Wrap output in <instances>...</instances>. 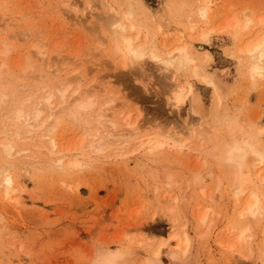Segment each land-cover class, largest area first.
Segmentation results:
<instances>
[{
  "label": "rangeland",
  "instance_id": "rangeland-1",
  "mask_svg": "<svg viewBox=\"0 0 264 264\" xmlns=\"http://www.w3.org/2000/svg\"><path fill=\"white\" fill-rule=\"evenodd\" d=\"M77 1L0 0V30L1 27L2 29L4 28V32H1L2 30L0 31V36H3L2 38L5 39H2L4 43L7 42V48L8 46H11L9 48V52L11 51L9 58H11L8 63V70H6V81L9 80L8 76L19 74V72L21 73V65H18L19 62L16 60H19L18 58H20L22 54L25 53L24 55H28L32 51L29 49H31L30 47H32L31 45L35 40L40 44L42 43L44 50H46V56H44L46 58H53L52 62L55 60L56 63L58 62L59 64H61L62 61L66 63L68 57H73V55H75L74 58L76 59L71 58L70 61H72L74 66H78L79 64L78 68H74L69 60L67 64L70 65L68 66L64 62L61 65L57 63L62 67V70L63 67L65 68V70L62 71L63 76H65L64 74L67 71L68 73L69 71L72 72L71 68L73 70H82L84 68L83 63H87L90 60L92 61V57L94 58V62L92 61V63L89 62L91 64H86V66H88L87 68L90 70L88 69L87 71L86 67L85 70H82L84 72L79 70L81 75L84 73L86 75L90 73V76L87 75L88 78L86 77L87 82L84 80V83H92L90 79L93 76L95 78H93L94 85L97 86V91H94H96L95 93H97L102 99H104L106 95L111 96L113 94L115 96L118 94V99L113 101L110 105L111 112L110 110L108 111L110 117L104 118V122L106 123L105 127L110 124L111 121H114L118 123V126L115 129V132L118 131L116 134H123L125 131L126 134L127 130L125 129L126 127H124L125 121L123 120L125 115L120 112H124L125 109L126 112H131L133 119L139 115L141 118L140 124L143 127L145 123V127L142 128L140 133L141 137L139 136L138 139L129 140L128 143L123 141L125 139H122V141L106 145L103 152H96L95 149H93L94 152H92L93 150H90L89 152V150L85 149L86 147L88 148V146L86 144L83 145L84 143L81 144L83 140L79 139L84 138L85 132L88 131L89 127V130H94L95 132L101 124L98 127L99 123L96 121V127L95 120L97 119H94L92 120L93 123L91 122L88 124L89 127L88 125L86 126L87 123H83L86 126L85 128V126L81 124L82 122L80 123L76 120L77 123L74 121L76 118H71L70 115H67L69 109L68 111L66 109L63 111L65 113L61 112L59 114L62 122L60 121V124L58 123V129L54 131V134L56 133V135H51L55 138L60 135L57 140L60 139L59 142L61 141L60 147H62V151L59 147L58 150L55 149L53 153H49L47 150L50 151L51 145L46 143L48 142L46 140L47 138H33L32 142L29 139L30 137L24 134L20 138L22 140L17 139L18 141L16 142H19L20 144L22 141L20 145L24 144V146L30 149L27 154L30 152L31 155L29 156L31 157L29 158H35L30 161H35L36 163L32 165L34 162L32 163L28 160L29 166L32 165L31 167L26 168V170L29 169L28 173H26V170H21L19 167H17L15 172L18 183L21 185L25 183L27 185V193H25L24 203L21 204L14 200L10 201L5 194H3L4 187L0 184V264H95L94 258L101 249L106 247L115 249L124 245L129 248V252L132 255H129L130 261L128 260L127 264H142L145 257H148L151 250L160 243V240L164 239L165 236H169L170 232H172L170 223L173 217L167 215L169 214L168 208L170 209L171 205L175 211H173V213H175L174 215L178 217L179 226L186 224L187 231L194 240L192 249L190 250L191 252L186 258V261L188 260L187 264H252V262L254 264L255 257L251 258V260H247L242 256L241 258L240 256L237 257L239 254L237 255L236 252L232 253V251L230 253V248L228 250V246L226 247L224 244L226 243L227 245V242L233 244L231 242L236 240L235 237H237L238 231L234 229L238 227L239 223L237 225L233 219L234 216L236 217L235 214L238 212L237 208H239L237 205H240V203L237 201L235 194L231 192V189H233L232 187H234L232 185L235 179L232 178L229 173L225 172L223 165H221L218 159H214L217 158L214 154L215 151H213L216 142L218 143L221 139L226 138L229 131L223 126L218 128L216 133H214V130H210L212 129V122L216 119L217 115L220 116V114H223L224 112H228V114L234 116L245 130L251 129V127H253V130L264 129V77H259L256 80V83L253 84L250 81L245 68L247 59L238 52L241 45L244 46L246 42L257 36V31L260 30L258 27L260 23H258V26H256L255 29H253L254 27H251V30H255L254 32H250V28L246 29L244 27L247 23L246 19L248 16L254 18L256 22H258V20L260 22V19L264 18V0H212L213 13L211 19L213 18L214 21L212 20L210 24L206 25L203 23L204 21L200 20L199 16H197V24L199 23L200 26L197 25L194 30L196 32L189 29L190 26H187V22L190 14H197L195 8L199 2L198 0H116L118 3L120 2L119 4L123 5L124 9H127V5L131 4L136 9L139 19L149 24L147 26H152L151 28L153 30L151 28L150 30L157 34V36H155L157 37L155 39V44H158L157 46H160L161 49H163L162 47L165 43L168 45L173 43L177 44V41L180 43L182 40L180 44L188 43L189 45L191 43L190 45L194 49V54L198 58V64L204 62L205 51L212 55L213 60L207 64V70L211 71L216 75L215 77L221 81L224 85V92L221 93L218 98V95H215L216 93L211 86L202 83L194 77L187 76V68H184L177 73V82L182 84L184 81L181 80H185L188 77L187 79L193 83L194 97L192 101L187 99L176 111L174 107L171 108V105L169 104L170 93H167L169 91V86L171 85L168 84L171 83L168 78L170 72L163 69L157 63L154 64V62L150 60H148L146 64L143 63L140 65L138 67L139 70L136 69L137 67H129L126 70L120 67L121 65L118 64L119 57L113 52L111 54L112 48L107 42V37H109V35L103 31V26H101L102 23L99 20L101 19V16L104 15L105 10L103 8L105 5L101 4L100 0H96L97 2L99 1L97 5L95 0H85L87 3L91 4H89V6L84 0ZM105 1L112 3L115 2V0ZM70 2H77L78 5L75 4V6L72 3V6L71 4H68ZM99 3L101 6H98ZM117 5L118 4H116V6ZM91 6L92 9L90 8ZM191 9H194V11ZM81 10L83 15H81ZM219 13L221 15L217 16ZM97 14H101L100 17H98L99 15L97 16ZM80 16L82 18L87 17L86 21H84L86 25L82 21L84 18L82 19ZM235 19L240 21L239 26L236 25L237 23L235 22ZM77 20L79 24H77ZM231 21L233 22L230 28L227 27L226 30L223 28V30L221 29L222 31L219 32L217 30L221 27H219V29L216 28L217 30L211 34L209 42L203 41L198 37V39L194 38V36L196 37L197 34L202 31H200V29H202V26L204 25V27L209 28L212 26L216 27L221 23L222 27H224V25L227 26ZM95 23L96 27L94 26ZM89 24L91 25L90 27L88 26ZM7 25L9 29L8 27L5 29ZM71 25H73V27ZM157 26L161 31L157 30ZM89 29H91V34L88 33L90 31ZM13 30L19 34L16 33V35L14 33L15 35H13ZM243 30H245V32H243ZM5 31L7 33H5ZM30 31H34L31 32L32 35L27 34V32ZM236 31L239 32V38L234 36V32ZM242 32L243 34H241ZM3 33L6 34V36L9 35V39H11L10 35L15 36L16 39H13V41L9 40ZM25 34L28 36H24ZM244 34L245 36H243ZM178 35L180 36L177 37ZM187 35H192L193 39H190L192 37H187ZM13 36L12 38H14ZM23 36L25 38L28 37L26 39L28 41H26ZM98 37H100V39L96 42ZM102 38H105L104 42H106L107 45L102 43L103 41H100L103 40ZM31 39H33V41ZM14 40L16 41L14 42ZM41 40H43L45 44ZM93 40L99 44L97 45L96 43H93L95 44L94 52L91 53H94V55L91 56L90 51L93 50V48L91 49V45H93L91 42H93ZM162 41L164 44H161ZM171 41L172 43H170ZM3 42H0V49ZM10 43H12V45ZM23 43L24 45H22ZM62 43L64 46L61 47L60 45H62ZM27 44H30L29 48L26 47L28 46ZM102 44H104V46ZM16 45L19 48H17ZM99 45L101 46L99 47ZM14 46H16V48H14ZM95 46L98 47L96 48ZM33 52H35L34 48L32 53ZM232 52L236 55H232ZM68 53L73 55L71 56ZM58 54L62 55L63 58L61 56L59 57ZM24 55H22L21 60H19L20 63L21 61L24 63L28 59H26ZM87 56H89L90 59ZM23 57L25 61H23ZM32 57L31 59H37L34 55ZM77 57L83 62L78 61L79 59ZM72 59L74 60V63ZM30 61L28 59V62L32 63V61ZM75 61L77 62L76 65ZM56 63L53 62V66L56 65ZM204 63H207L206 60ZM41 64L42 61H40V63H35L33 69L29 68L27 72L22 75V77H24V75L26 76V78H22V80L27 79L28 74L31 76V74H34L37 71L39 72L40 69H37L36 67H40ZM64 64L66 66H64ZM91 66H94V69L91 68ZM60 67L57 66V68ZM57 68L55 67V69ZM76 70L69 74H76ZM12 71L14 74H11ZM85 74L84 76H86ZM70 77L73 76L71 75ZM1 84L3 85V83H0V86ZM107 86L111 89L107 90V88H109ZM3 87L5 90L7 88V92L17 88H14L11 84L10 87L3 85L0 88L2 89ZM18 88H20V92L25 90H21L22 87ZM102 89H104L106 93ZM27 92L28 91H24V94H27ZM29 93L30 92H28V94ZM19 94L23 95V92ZM70 106H72V104H70ZM192 106H194L196 110L202 111L199 113L203 117V120L199 118L200 116L198 114L196 115L191 111ZM100 107L101 105L99 101L95 111ZM9 112L10 110L7 109L3 114L8 115ZM136 112H138V115ZM196 113H198V111H196ZM121 114L123 117H121ZM215 114L216 117H214ZM7 115L2 117H6ZM68 116L70 117L68 118ZM84 117L86 118L87 116L85 115ZM2 120L3 124L7 121L6 118H3ZM2 123L0 122V124ZM5 124H7V122ZM189 126L192 127H190V132L192 131L193 133L191 132L192 134L189 133L188 135L192 140L187 142V147L185 146L186 148L183 147L184 149L182 150H178L180 148H174V150L172 147L170 148L168 146L161 151L154 152L153 154L147 152L146 146L143 142H145L149 136L154 137L161 130L165 131L167 129L166 131H175V133L183 136L185 139L189 132L187 129L185 130V128L188 127L189 129ZM104 128H101L102 131H107L104 130ZM62 129L65 130L62 132ZM106 129H108V126ZM102 131L99 130L100 134L103 133ZM115 132L113 130V133ZM82 133L84 135H82ZM193 134L194 136L191 138V135ZM198 135L199 137H197ZM79 136L81 137L79 138ZM86 137L84 140L85 143L91 141L90 136L89 138ZM4 138L5 135L0 134L1 142ZM196 140L198 141L196 142ZM261 141L264 144V133L261 135ZM72 142H74V144ZM200 143H203L202 146L204 147H202ZM78 144H81L82 146H79ZM141 145L143 146L141 147ZM77 146L78 148H75ZM66 148L69 149L70 152L67 151ZM208 149H210V151L207 152ZM63 150L67 152L65 153ZM203 150L205 151V154ZM211 151L213 153H211ZM59 152H64V154L69 155L66 157L67 159H65V162L77 155L76 157L83 161V164L79 166L80 168H74V170L73 168L71 170L63 169L64 171L66 170L67 174L58 166L57 168L56 165H53V161V163L51 162V159H54L55 161L54 157H58L57 155L60 154ZM55 153L57 155H55ZM86 154L88 155L86 156ZM204 159L205 162H203ZM37 162H39V165ZM85 163H87V165ZM203 164H205V166ZM36 167L37 170H35ZM252 172L255 174L256 168L253 169ZM198 174L202 179L204 178L199 185L197 182H191ZM217 180L220 183H218ZM167 181L174 182L167 185ZM62 183H64V185ZM67 183L69 185L71 184L70 186L73 187L69 188L70 186ZM217 183L220 184V187ZM77 185L79 192L75 189ZM169 186H172L173 189ZM202 187H205L206 195L211 194L212 201L211 199L209 201L207 198L208 195L207 197L205 196L208 200L206 198V200H202L204 197L200 193ZM154 191L155 193H158L157 196L154 195ZM166 192L169 193L166 194ZM152 194L154 196H152ZM164 195L167 197L165 196L164 198ZM168 195H170V197ZM175 195L179 198L178 200H174V198H176L174 197ZM219 195L220 197H218ZM152 199H154L153 202ZM163 201H165V203ZM174 202L177 203L176 207L174 206L176 205ZM212 203L215 204L214 207ZM165 204H167V206ZM206 204H208V206ZM204 206H206L205 208H211L212 210L210 209L209 211H213L215 214L209 212V217L207 219L208 224L206 222L202 227L203 224L199 223L196 214H199L201 209L204 211ZM175 209L177 210L178 215H176ZM211 214L212 216H210ZM233 225L236 227L234 228ZM139 227H143L142 232ZM251 227V231L253 232L252 243L255 246V251L264 249V220L260 225H258V223L257 225L252 224ZM205 230L206 232H204ZM227 237L228 239H226ZM146 245H150L151 247H147ZM234 245L237 250L238 247L235 242ZM192 254L195 255L196 258ZM170 259L172 258L169 253H164V264L175 263L173 259V262ZM192 259L194 260L192 261Z\"/></svg>",
  "mask_w": 264,
  "mask_h": 264
},
{
  "label": "bare ground",
  "instance_id": "bare-ground-1",
  "mask_svg": "<svg viewBox=\"0 0 264 264\" xmlns=\"http://www.w3.org/2000/svg\"><path fill=\"white\" fill-rule=\"evenodd\" d=\"M198 1L199 2L197 4V7L195 8V11L197 14L196 15L190 14V16H188V22L187 23L189 25L187 24V26H190L189 29H191L192 31H194L196 29L197 25L200 26L199 23L197 24V21H198L197 16H199V19L203 20L204 22L203 21L202 22L205 23L206 25L210 24L213 20V18L211 19V15L213 13V11H212L213 1L212 0H198ZM77 2L76 3L72 2V3L75 5V4H77ZM98 2L96 1V5ZM72 3L70 2L68 4L72 5ZM100 3L105 5V7H106V9H105V7L103 8L105 10L104 15L102 14L103 16H101V19H99L100 22L102 23L101 26H103V29H104V30L103 29L102 30L105 31V33H107L109 35V37H107L108 41L107 40L106 41L108 42V45L110 44V46L112 48L111 54L113 52V53L117 54V56L119 57L118 61L120 63L118 62V64L121 65L120 67H122L124 70H126L129 67H131V68L137 67L136 69H138V67L140 65H142L143 63L146 64L148 62V60H150V61H153L154 64L157 63L163 69L170 72V75L168 76V78L171 81V83H168V84L169 85L171 84V85L169 86L167 84L169 86V91L167 90L168 91L167 93H170L169 104L171 105V108L172 107L175 108V111L180 107V105L185 103V101L187 99H190L192 101V99L194 97L193 83H191V81H189L187 79L188 77L185 80H183V79L181 80V81H184V83H182V84H179L177 82V80H178L177 73L182 71L184 68H187V71H188V72H186L187 76L194 77V78L198 79L199 81H201L202 83L211 86L213 88L214 92L216 93L215 95L216 96L218 95V98H219V95L224 92V90H225L224 85L221 83V81L218 80L217 77H215L216 75H214L211 71L207 70V66H208L207 64L213 60V57L209 52H207V51L204 52V54H205L204 62L206 60L207 63L203 62L202 64H200V63L198 64L197 63L198 58L194 54V49L190 45L191 43L189 44L190 46L188 45V43H185V41H184L185 44H183V43L180 44L182 40L180 41V43H178L179 41H177V44L173 43L174 45L173 44L168 45L165 43V45H163V47H162L163 49H161L160 46H157L158 44L157 45L155 44V42H156L155 39L157 38L155 36H157V34L154 31L152 32V30H153L151 28L152 26L151 27L147 26L149 24H147L146 22L141 21L139 19V16H138L136 9L131 4L127 3L128 7H127V9H124L123 5L119 4L120 2L118 3V1H116V0L114 3L106 2L105 0H102V2H101V0H100ZM100 3L98 4V6L100 5ZM87 4L89 6L90 3H87ZM94 4H95V2H94ZM116 4H118V5L116 6ZM67 6H69V5H67ZM88 6H86V7H88ZM92 6L90 7L91 9H92ZM77 7H79V6H77ZM70 8H71V6H70ZM76 9H78V8H76ZM82 10H81V15H83ZM191 10L194 11V9H191ZM85 11H86V9H85ZM78 12H79V10H78ZM79 15H80V13H79ZM98 15L99 14H97V16ZM100 15L98 17H100ZM219 15H221V14L219 13L217 16H219ZM246 16H247V14H246ZM80 17H77V18H80ZM83 18H84V20H82V21H83V23H85L84 21H86L87 17H83ZM75 21H76V19H75ZM183 21H184V19H183ZM233 21H231L229 24H227V26L224 25V27H222L221 23H220L221 26L218 24L216 27L212 26L209 28L204 27L205 26L204 25V26H202V29H200V31L201 30L202 31L199 32L196 37L194 36V38L198 37L199 39H201L203 41L209 42L211 34L214 31L219 29V27H221L219 30H217L219 32H221L223 30V28H225V30L227 27L230 28ZM246 21H247V23H246L244 28H246V29L250 28V32L255 31V30H251V27H254L253 29H255V27L258 26V23H260V25L258 27L260 28L261 31L260 30H258L260 32L257 31V34H256L257 36L255 38L249 40L248 42H246L244 44V46L241 45V47L238 50V52L240 54H242V56H245V58L247 59L246 63H245L246 72H247L248 77L250 78V81L253 84H255L256 80L259 77H264V18H261L260 22H259V20H258V22H256V20L254 18L248 16ZM235 22L237 23L236 25H238V26L240 25L239 20L235 19ZM73 23H75V22H73ZM80 23L82 25L81 19H80ZM77 24H79L78 20H77ZM152 24H154V23H152ZM85 25H86V23H85ZM236 25H234V26H236ZM71 26L73 27V25H71ZM88 26L90 27L91 25L89 24ZM94 26L96 27V23L94 24ZM158 26H157V30L161 31L158 29L159 28ZM260 26L262 27V29ZM7 27H8V25L5 27V29H7ZM150 28L152 30H150ZM237 28H239V27H237ZM3 29L1 27L2 31L1 30L0 31L4 32ZM8 29H9V27H8ZM240 29H241V27H240ZM240 29H239V31H240ZM89 30L90 31L88 33L91 32V29H89ZM155 30H156V28H155ZM31 32H34V31L27 32V34L32 35ZM194 32H196V31H194ZM243 32H245V30H243ZM243 32L241 34H243ZM5 33H7V32L5 31ZM12 33H13V35H15L17 32L13 30ZM35 33H36V31H35ZM10 34H11V32H10ZM17 34H19V33H17ZM27 34H25L24 36H28ZM13 35H10L11 39H9L10 38V37H8L9 35L6 36V34H4V36H6V38L8 37V39L12 40V41H13V39H16L15 36H13ZM98 35H100V34H98ZM180 35H178L177 37H179ZM12 36L14 38H12ZM234 36L238 37L239 32L238 31L234 32ZM243 36H245V34ZM2 37H1L0 42H3L2 39H4V38H2ZM187 37H192L190 39H193L192 35L191 36L187 35ZM27 38H25V40ZM93 38H94V36H93ZM105 38H102L103 40H100V41L101 42L103 41L102 43H105V45H107V43L104 42ZM98 39H100V37L97 38L96 42L98 41ZM31 40L33 41V39H31ZM15 41L16 40H14V42ZM26 41H28V40H26ZM41 41L43 42V40H41ZM163 41L161 42V44L163 43ZM23 42H25V41H23ZM35 42H36V40H35ZM35 42L33 41V44H32L30 41V43L32 44L31 45L32 47H30L31 49H29V50L33 51V48H34L35 52H33L34 53L33 54L31 51L28 55H30L31 57L34 55V57L36 56L37 59L36 58H35L36 60L31 59L30 56L24 55L25 54L24 53L22 55H24L26 59L28 58L29 61L31 60L32 63H29L28 59L25 61L24 57H23V61H25V62L22 63V61H21V63L23 64L22 65L19 61V60H21L22 55L19 54V55H21V57L18 58L19 60H16V61L19 62L18 65H21V73L18 71L19 74H14V72L12 71L11 74H14V75L8 76L9 80H7V81H6V73H7L6 70H8V68H7L9 66L8 63H9V60L11 58V57L9 58L10 52H11V51L9 52V48L11 46H8V48H7V44H6L7 42L6 43L3 42V45H1V49H0V83H3V85L6 87H10V84H11L12 86H14V88L17 87L16 89H18V90H16V89L12 88L13 90H11V91L9 90L10 92L9 91L7 92L6 91L7 88H6V90L4 89V87L2 89L0 88V116L2 117V116L7 115V114H3V113L5 112V110L7 111V109L10 110L9 114L6 117H2V119L6 118L7 124H5L6 122H4V124H3L2 123L3 120L0 117V119L2 120V121L0 120V122L2 123V124H0V134L5 135V138L3 139V141L2 142L0 141V184L4 187V190H3L4 193L3 194H5V196L10 201L14 200V201H17L18 203H21V204L25 202L24 199H25V193H27V191H26L27 185L25 183L22 185L18 183L17 176L15 173L16 169H17V167H19L21 170L22 169L26 170V168L31 167L32 165H34L36 163L35 161H33L34 163L32 161H30L32 158H29V157H31L29 155H31V154H30V152H29V154H27L30 149L28 147L24 146V144L20 145L22 141L20 142V144H19V142H16L18 140H22V139H20L22 137V135H24V134L28 135L30 137L29 139L31 141L33 140V138L34 139L35 138H40V139H42V138L46 139L47 138L46 140L48 142H46V143H49L51 145L50 147L52 149L51 150L49 148L50 151L49 150H47V151L49 153H53V151H55V149L58 150L59 147L61 146V141L59 142L60 139L57 140V138L60 135L56 136L57 138H55L54 136L56 135V133L54 134V131L58 129L57 125H59L60 121H61L59 114L61 112L65 111L66 109H67V111L69 109V112L67 115H70L71 118H76L74 121L78 120L80 123L82 122L81 124L87 123L86 124V126H87L89 123L92 122V120L97 119V120H95V122L97 121L99 123L98 127L101 124L100 127L95 130V132H94V130H92V131L89 130L90 127L88 125L89 129L87 132H85L84 138L79 139V140H83V142L81 144L84 143L83 145L86 144L88 146V148L86 147L85 149L89 150V152H90V150H93V149H95L96 152L97 151L103 152L105 150L106 145H108L109 143L114 144L115 142L122 141V139H125L123 141H125L127 143L129 142V140H133L136 138L138 139L140 136L142 128L145 127V123H144L143 127L140 124L141 118L138 115V112H136L138 116L136 115L137 117L133 119L131 112L130 111L126 112V109H125L124 112H122V111H120V112L124 113V115H125L123 120L125 121L124 127H126L125 129L127 130V133L125 134V132H126L125 131L123 134H120V133L116 134L118 131L115 132V129L118 126V123L114 122V121H111L110 124L107 125L108 129H106L107 126L105 127L106 123L104 122L105 121L104 118L110 117V114L108 112L111 109L110 105L113 103V101L118 99V96H117L118 94H116L115 96L113 94L112 95L110 94L111 96L106 95V97H104V99L100 98L98 96V94L95 93L97 91L96 90L97 86L94 85V79L95 78L91 75L92 77H91L90 81H92V83L85 84L87 82L86 79L88 78V76H90L89 75L90 73L87 72V73H89V74H87L88 76L85 73L84 74L86 76H84L83 73H82L83 75H81V72H79V70H81V69H77V70L74 69V70H76V74H71L73 77H70L71 75L69 73L75 72L71 68L72 66H74V64H72V61H70L71 58L75 57V55H73V54H72L73 57H68L66 54V56L68 57V58L66 57L67 59L64 58V59H66V63L64 61H62V63L60 62L61 64H63V62H64L67 66L72 64V66L70 67L72 72L69 71V73H68V71H67L65 74L63 72V74L65 75V76H63L62 71L65 70V68L63 67V70H62V67L59 66L61 64H59L57 62L59 64L58 65L55 60L53 62L56 63V65L60 68H57L56 65L53 66V62H52L53 58H51V57L46 58L45 57L46 56V50H44V46H42V43L40 44V43H38V41L36 43ZM96 42L93 40V42H91V43L93 44ZM170 43H172V41ZM10 44L12 45V43H10ZM22 45H24V43ZM46 45H45V48H46ZM94 45L95 44L91 45L92 47L90 46L91 49L93 48V50L90 51V53L94 52ZM102 45L104 46V44H102ZM16 46H14V48H16ZM29 46H30V44L26 47L29 48ZM60 46L61 47L64 46L63 43ZM100 46L101 45H99V47ZM95 47L97 48L98 46H95ZM17 48H19V47L17 46ZM82 48H83V46H82ZM16 50H14V51H16ZM22 50H24V49H22ZM83 50H85V49H83ZM68 54L71 55V53H68ZM79 54H80V52H79ZM82 55H84V54H82ZM92 55H94V53H91V56ZM232 55L235 56L236 54H234L232 52ZM52 56H53V54H52ZM60 56L62 57V55H59V57ZM87 57L89 58V56H87ZM83 58H84V56H83ZM13 59H14V57H13ZM74 59H76V58H74ZM80 59L78 61L83 62ZM85 59H86V57H85ZM91 59H93L92 61L94 62V58L91 57ZM68 60L70 61V64H67ZM40 61H42L41 66L36 67L37 69H40L39 72L36 69V71H37L36 73L31 74V76H29V74H28V76H27L28 78L22 80V78H26L25 75H24V77H22V75L25 74L29 68L33 69L34 64L38 63V62L40 63ZM57 61H59V60H57ZM84 61H86V60H84ZM87 61H88V59H87ZM92 61L90 60L89 62L92 63ZM89 62H87V63L91 64ZM112 62H113V60H112ZM73 63H74V60H73ZM76 63L77 62L75 61V65H76ZM87 63H85V62L83 63V66H84L83 69L84 70L88 67V66H86ZM65 64H64V66H66ZM93 65H94V63H93ZM158 65H156V66H158ZM83 66H81V67H83ZM55 67L57 69H55ZM78 67H79V64H78V66H74V68H78ZM93 67L94 66H91V68H93ZM157 68H159V67H157ZM88 69L89 68H87L86 70L88 71ZM93 69H91V70H93ZM31 71H29V72H31ZM82 72H84V71H82ZM33 77H34V79H33ZM27 80H29V81H27ZM84 80H86L85 83H84ZM4 82H6L7 84ZM8 83H9V85H8ZM3 85L1 84V86H3ZM18 87H22L23 89L21 88V90L25 89L24 91H28L30 93L28 94V92H27V94L26 93L24 94V91H22L23 95L22 94L20 95L19 93H22V92L19 91L20 88H18ZM107 87H109V86H107ZM8 89H10V88H8ZM108 89H111V88L109 87V88H107V90ZM94 90H96V91H94ZM102 90H104V89H102ZM105 93H106V91H105ZM119 97H120V95H119ZM99 101H100L101 107L97 111H95V109L98 106ZM70 104H72V106H70ZM68 106L71 108H69ZM191 111L196 115L198 114L200 116L199 117L200 119L203 118L200 115V113L202 111L196 110L194 108V106H192ZM196 111H198V113H196ZM224 111H226V110H224ZM110 112H111V110H110ZM63 113H65V112H63ZM69 113H71V114H69ZM83 115L84 116L86 115L87 117L85 118ZM70 116H68V118ZM121 117H123L122 114H121ZM214 117H216V114L214 115ZM97 122H96V127H97ZM84 124H83V126H85ZM86 126H85V128H86ZM221 126L227 128L229 133H228V136L226 138L221 139L218 143L216 142V144L213 148V151H215L214 154L217 158H214V159H218L219 162L221 163V165H223V169H225V172L229 173L230 176H232V178L235 179V181L233 182V185H232L234 187H232L233 189H231V188L230 189L232 190L231 192L234 193L235 196L237 197L236 198L237 201H239V203H240V205H237V207H239V208H237L238 212H236V214L234 213L236 215V217L233 215L234 216L233 220L236 222L237 225L239 223L238 227L233 225L234 228L236 227L234 230L238 231L237 237H235L236 240L235 241L233 240V242L228 240L233 244H229L228 242H227V245H226V243H224V244L226 247L228 246L227 247L228 250L230 248V251H229L230 253L232 251V253L236 252L237 255L239 254L237 257L240 256V258H241V256H242L243 258H245L247 260H251V258L255 257L254 264H264V249L256 250L257 251V253H256L255 246L252 243V239H253L252 233L253 232L251 231L252 230V227H251L252 224L257 225V223H258V225H260V223L264 220V144L261 141V135L264 133V129L261 128V129L253 130L252 129L253 127H251V129L247 128L248 130H245L244 127L238 123L237 119H235L234 116L228 114V112H224L223 114H220V116L217 115L216 119L212 122V129L210 131L214 130L215 131L214 133H216L217 132L216 130L218 128H220ZM109 127H111V128H109ZM190 127L191 126H189V129H188V127L185 128V130L187 129V131H189L187 133V138H185V139L183 138V136L175 133V131L174 132L173 131H171V132L166 131L167 129L165 130V128H164L165 131L161 130L154 137L147 135L149 137L147 138V140L145 142H143V144L146 146V150L149 154H153L156 151H161L168 146L170 148L172 147L173 149L174 148L175 149L180 148L178 150H182V149H184L183 147H185V146L187 147V142L192 140V139H190V137H188L189 133L192 132V131L190 132V130H191ZM101 128L102 129L104 128V130H107V131L103 132ZM201 128H202V126H201ZM72 129H74V128H72ZM79 129H80V127H79ZM125 129H123V130H125ZM221 129H223V128H221ZM64 130L62 129V132ZM99 130H101L103 133L100 134ZM113 130L115 133H113ZM89 131H91V132H89ZM77 132H78V130H77ZM194 133H195V131H194ZM51 135H54V136H51ZM61 135H62V133H61ZM82 135H84V134L82 133ZM81 136H79V138ZM86 136L88 138L90 136L91 141H88L85 143L84 140H85ZM193 136H194V134L191 135V138ZM197 137H199V135ZM27 139H28V137H27ZM23 140H25V139H23ZM212 140H214V139H212ZM136 141H138V140H136ZM197 141L198 140H196V142ZM65 143H67V142H65ZM72 143L74 144V142H72ZM81 144H78V145L80 146ZM202 144H201V146H202ZM205 144H207V143H205ZM68 145H70V144H68ZM142 146L143 145H141V147ZM212 146H213V144H212ZM43 147H44V145H43ZM126 147H127V145H126ZM202 147H204V146H202ZM60 148L62 151V147H60ZM75 148H78V146ZM138 149H141V148H138ZM66 150L70 152L69 149L66 148ZM63 151H65V150H63ZM67 151H65V153ZM72 151H73V149H72ZM208 151H210V149H208L207 152ZM92 152H94V150ZM177 152H179V151H177ZM59 153H60L59 155H57L58 151H57V154L55 153V155H57L58 157H54L55 161H54V159L53 160L51 159V162L53 161L54 162V163L52 162L53 165H56V167L58 166L62 171H64L63 169L71 170L72 168L74 170V168L76 169L83 164V161H81L79 158L76 157L77 155L74 158H70L69 161L65 162V159H67L66 157L69 155L64 154V152L63 153L59 152ZM211 153H213V152L211 151ZM204 154H205V151H204ZM214 154H212V155H214ZM87 155L88 154H86V156ZM27 158H29V159H27ZM36 158H37V156H36ZM33 159H35V158H33ZM28 160L33 163L31 166H29ZM203 162H205V159ZM37 163L39 165V162H37ZM85 164L87 165V163H85ZM207 164H208V162H207ZM53 165H51V166H53ZM86 165H84V166H86ZM203 165L205 166V164H203ZM53 167H55V166H53ZM255 168H256V173L254 174L252 172V170ZM28 170L29 169H27L26 170L27 172L26 171L25 172L28 173ZM35 170H37V167ZM30 171H31V169H30ZM64 172H66V170ZM68 172H70V171H68ZM199 174L196 175L194 180L191 182H193V183L197 182L198 185H199V183L201 184L202 180L204 178L202 179V177ZM208 174H210V173H208ZM211 174H213V173H211ZM61 176H63V175H61ZM256 181H258V182H256ZM61 182H63V181H61ZM172 182H174V181L168 182L167 185L168 184L170 185ZM217 182H218V180H217ZM64 183H62V184L64 185ZM218 183H220V182H218ZM218 186L220 187V184H218ZM3 187H2V189H3ZM72 187L73 186H70L69 188H72ZM169 187L171 188L172 186H169ZM75 189L77 190V192H79L78 185L76 186ZM172 189H173V187H172ZM215 189H216V187H215ZM168 190H170V189H168ZM200 191H201L200 192L201 195L204 196L202 200H204L208 195V194L206 195L205 187L204 188L202 187ZM156 192H158V191H156ZM169 192H166V194H168ZM154 193H155V191H154ZM164 193H165V191H164ZM171 194H172V192H171ZM234 194H232V195H234ZM154 195L157 196L158 193H155ZM154 195L152 194V196H154ZM170 195H168V196L170 197ZM220 195L218 197H220ZM5 196H4V198H5ZM165 196L166 195H164V198H165ZM174 197H176V195ZM207 198L209 199V201H210V199L212 201L211 194H209ZM154 199H152V202L154 201ZM158 199H159V197H158ZM178 199L179 198H177V197L174 198V200H178ZM236 199H235V201H236ZM163 202L165 203V201H163ZM214 203H212L213 207L215 205ZM175 204L176 205H174V206L176 207L177 203H175ZM165 205L167 206V204H165ZM206 205L208 206V204H206ZM200 206H201V204H200ZM216 206H217V204H216ZM205 207L206 206H204V208ZM210 209L211 208H208V207L203 209L204 211H202V209H201L200 213L197 212L199 214H196V216H198L199 223L203 224L202 227L207 222V219L209 217L208 213L210 212L209 211ZM168 211H169V214H167V215H169L170 217L171 216L173 217V219H171L172 221L170 223V228L172 229V232H170L169 236H165L164 239H161L160 243L157 244L154 248L152 247L153 249L151 250V253H149L150 255L148 257H145V260L142 264H164L165 262L163 260V255L166 252L169 253V255L175 261L176 264H179V263L187 264L188 260L186 261V258L188 257V254L191 252L190 250L192 249L194 240L192 239L189 232L187 231V228H186L187 225L186 224L179 226L178 217L174 215L175 213H173L174 208L172 205H171L170 209L168 208ZM197 211H199V210H197ZM166 213H168V212H166ZM210 213L213 214L214 212L212 211ZM212 214L210 216H212ZM176 215H178L177 210H176ZM218 217H219V214H218ZM167 219L170 220L169 218H167ZM207 224H208V222H207ZM140 228L141 227H139V229ZM142 228L140 229L141 232H142ZM232 229H233V227H232ZM204 232H206V230ZM254 233H255V231H254ZM203 236H202V238H203ZM199 237H200V235H199ZM230 238H231V235H230ZM226 239H228V237ZM234 242L236 243V245L238 247L237 250L235 248ZM148 246H150V245H148ZM199 246H200V244H199ZM199 246H197V247H199ZM194 248H196V247H194ZM241 248H243V249H241ZM129 255H131L129 252V248L125 247V245L119 246L115 249H112L111 247H106V248H103L100 251H98L96 257L94 258V262H95V264H127L128 263L127 261L128 260L130 261ZM193 256L195 257V255H193ZM172 259H170V260H172ZM194 259H192V261ZM232 259H234V258H232ZM242 259H241V261H242ZM173 260H172V262H173ZM243 261H245V260H243ZM175 263L173 262V264H175ZM241 263H243V262H241ZM252 264H253V262H252Z\"/></svg>",
  "mask_w": 264,
  "mask_h": 264
}]
</instances>
